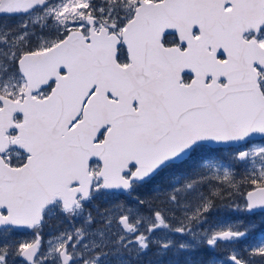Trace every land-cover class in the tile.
Instances as JSON below:
<instances>
[{
    "label": "snow or ice",
    "instance_id": "snow-or-ice-1",
    "mask_svg": "<svg viewBox=\"0 0 264 264\" xmlns=\"http://www.w3.org/2000/svg\"><path fill=\"white\" fill-rule=\"evenodd\" d=\"M216 198L264 213V0H0V264H264Z\"/></svg>",
    "mask_w": 264,
    "mask_h": 264
},
{
    "label": "rangeland",
    "instance_id": "rangeland-1",
    "mask_svg": "<svg viewBox=\"0 0 264 264\" xmlns=\"http://www.w3.org/2000/svg\"><path fill=\"white\" fill-rule=\"evenodd\" d=\"M95 2H99V0H95ZM7 24L8 26L12 27L15 26L16 23L19 20V17H7ZM260 141H257L256 143H259ZM241 150H244L243 148H241ZM229 150H220V152L218 153V156L221 159V162L225 164V166H228V157H227V152ZM235 171L237 173L236 178L240 179V173L242 171V168L240 165H235L234 166ZM157 183H160V178H157ZM157 184L153 185V194L156 196V199H154V205L153 207H162V208H167L168 205L161 203L163 200H165V197L163 195H159L157 197V193H155L154 188ZM208 191V190H207ZM134 195H137V193H135ZM235 200H237L236 198H233ZM124 202H126L129 205L135 206L136 201L127 198L126 196H123L122 199H120ZM231 201V200H230ZM229 201V203H230ZM240 202V201H239ZM238 202V203H239ZM113 203H119V201H113V202H99L98 206L101 212H103L105 209H109L113 206ZM232 203H236V201H232ZM96 205H89V209L93 212V215H96ZM145 210L147 209L146 206L143 207ZM141 211H144L141 208ZM177 215H180L179 212L176 213ZM245 214V213H244ZM261 219L264 220V213H262L260 215ZM99 219V218H98ZM208 222L210 224H218V223H223L225 221H235V220H243V214L239 213V212H235V211H229L228 209L223 210L222 211V215L218 217L217 214H212L210 217H207ZM245 224H249V223H253V220H251L250 218L243 220ZM75 224L76 226H79L81 221L79 219L76 220H72V223H70L67 218L63 215V214H56L55 216H52L49 219H46L45 224L43 225L42 228V236H43V240L45 241V246H46V242L48 241V239L51 236L57 235L59 234L61 231H63L66 228H70L72 224ZM96 225H93V227H95ZM208 225H204L203 227H207ZM17 238L19 239H31L32 237V233L28 230H25L24 232H20L16 234ZM258 237V236H257ZM256 237V235L252 232L249 233V235L247 236V239H241L236 243V247L237 248H243L244 245L252 242L255 239H258ZM230 245H224L222 244L220 249L224 250V251H228L230 249ZM206 251V248L201 249L198 253L200 255V258L203 257L204 260H208V258L210 257V255H208V253H204L203 251ZM156 251L155 246H153L148 252L143 253L142 257H144L142 260H133V264H157V258L153 255ZM207 254L206 257H204V255ZM247 255V253H244ZM227 256L225 253H223L221 255L222 259H225ZM171 257H168L166 259V257L163 258V260L167 261L169 260ZM141 261V262H140ZM257 262V260H256Z\"/></svg>",
    "mask_w": 264,
    "mask_h": 264
},
{
    "label": "trees",
    "instance_id": "trees-1",
    "mask_svg": "<svg viewBox=\"0 0 264 264\" xmlns=\"http://www.w3.org/2000/svg\"><path fill=\"white\" fill-rule=\"evenodd\" d=\"M151 183L138 190L137 195H139L140 198H142V199H153L154 197H156L153 194V188L150 187ZM202 190L207 194V192H208L207 191L208 190L207 186H204ZM122 198H123V196L120 199H122ZM229 201L230 200L227 199V198L224 199V200H221L219 198L214 199V204L216 205V207L207 214V217H210L214 213L217 214L218 217L221 216L222 215V211L227 209L226 205L229 204ZM232 201H236V203L239 202L238 199L237 200L232 199L230 202H232ZM153 205H154V199H153ZM142 209L144 210V212L147 211V209L145 210L143 207H142ZM261 214H262L261 212L255 213V214H252V215L243 214V220H246V219L250 218L251 220H253V223L256 225V228L253 230V233L256 235V237L258 236L257 238H260V236H264V220H262L260 218ZM67 220L70 223H72V220L71 221L69 219H67ZM246 239H247V237H246ZM203 252L204 253H208V255H210V257H213V258H216V259H221L222 260V264H227L226 260L221 258V255L223 253H225L226 255H229L228 251L221 250L220 248H217V249H214V250L207 248L206 251L204 250ZM244 255L247 258V255L246 254H244ZM206 256H207V254L204 255V257H206ZM143 258L144 257H142V259ZM167 258L168 257H166V259ZM193 258L194 259H200L199 253L198 252L195 253ZM180 259L183 260L182 257H180ZM255 259L257 260V264H259V257L257 256Z\"/></svg>",
    "mask_w": 264,
    "mask_h": 264
},
{
    "label": "flooded vegetation",
    "instance_id": "flooded-vegetation-1",
    "mask_svg": "<svg viewBox=\"0 0 264 264\" xmlns=\"http://www.w3.org/2000/svg\"><path fill=\"white\" fill-rule=\"evenodd\" d=\"M238 150H241V149H238Z\"/></svg>",
    "mask_w": 264,
    "mask_h": 264
}]
</instances>
